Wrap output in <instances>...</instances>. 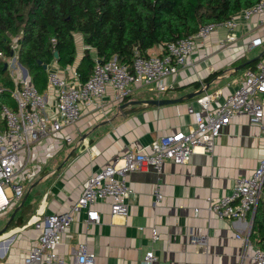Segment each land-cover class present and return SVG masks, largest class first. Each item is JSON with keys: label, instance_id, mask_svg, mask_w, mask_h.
I'll list each match as a JSON object with an SVG mask.
<instances>
[{"label": "crops", "instance_id": "0c3cea01", "mask_svg": "<svg viewBox=\"0 0 264 264\" xmlns=\"http://www.w3.org/2000/svg\"><path fill=\"white\" fill-rule=\"evenodd\" d=\"M247 32L248 26L243 20L235 31L236 39L221 47L218 40L224 37L225 30L213 31L207 40L196 44L188 58L189 64L167 77L166 82L171 86L165 90L166 94H144L143 91L155 89L136 87L124 100L108 103L104 115H96L91 108L85 109L78 122L35 145L31 171L24 180L28 195L14 216L22 209L28 220L40 204L45 214L66 210L79 196L82 181L91 172L127 150L140 149L159 135L186 129L193 120L187 106L198 109L194 98L201 93L176 103L145 105L137 109H129L133 105H128V112L118 111L117 104L134 99L189 95L205 83L208 92L221 89L222 99L239 84L242 72L249 68L242 67L237 70H242L239 74L233 75L236 61L240 64L242 59L252 60L264 50V45L252 49L244 47ZM78 45H82L81 41L76 42L77 52ZM156 48V53H160V47L152 48L151 52ZM253 49L256 53L247 56V51ZM80 57L81 53L73 65L65 68L56 63L49 66L68 76L75 71ZM217 70L222 72L207 79ZM26 78L29 79L28 73ZM43 93L51 99L49 90ZM110 94L108 90L106 99ZM139 95L142 96L135 98ZM64 134L73 139L67 142ZM263 156L264 118L261 124H256L245 115H237L216 138L212 151L197 149L184 164L165 161L159 173L150 168L129 173L127 180L133 192L127 199L128 215H111L109 202L98 201L94 207L99 211L100 221L87 222L82 209L65 231L56 251L70 260L71 249L84 243L94 253L96 264H141L149 249L157 257L153 264H253L245 255L251 247L260 248L259 233L255 226L252 227L253 218H219L207 211L206 199L229 194L236 177L249 174ZM156 185L163 195L158 202L153 193ZM34 187L39 190L35 189L29 197ZM19 203L6 211L8 216ZM25 223L0 234V257L7 253L0 264H18L26 248L36 240L39 230L32 225L24 226ZM152 228L158 232V238L154 240ZM192 233L206 235L207 242H190ZM246 238L249 246L245 243Z\"/></svg>", "mask_w": 264, "mask_h": 264}, {"label": "built area", "instance_id": "2783aa9c", "mask_svg": "<svg viewBox=\"0 0 264 264\" xmlns=\"http://www.w3.org/2000/svg\"><path fill=\"white\" fill-rule=\"evenodd\" d=\"M243 20L248 26L244 47L263 46L264 0H259L221 22L200 25L195 33L165 43L160 53L143 56L136 52L130 65L120 63L116 57L104 62L96 60L84 81L79 79L76 71L66 76L48 66L46 90L51 92V99L30 79L21 83L14 81L17 86L11 91L14 105L0 104V214L12 209L22 198L35 145L78 122L85 109L91 108L96 115H104L108 103L124 100L136 87L167 90L171 86L166 82L167 77L189 64L188 58L196 44L207 40L213 31L223 28L224 37L218 41L221 47L226 46L228 41L236 39L235 31ZM108 90L111 94L106 99ZM221 94V89H215L195 96L198 109L187 106L193 120L186 129L159 135L140 149L127 150L91 172L82 181L79 196L66 210L45 214L41 204L35 208L24 226L32 225L39 234L26 248L18 264H96L94 253L84 243L71 249L70 260L56 251L65 231L82 209L87 222L98 223L99 211L94 205L107 200L111 215L125 217L129 213L127 199L133 192L127 180L129 173L146 168L159 173L165 161L184 164L197 149L212 151L216 138L237 115H245L252 123L261 124L264 118V55L254 68H246L242 72L239 84L231 92L222 99ZM63 136L67 142L73 139L68 134ZM153 193L155 202L162 199L158 185ZM260 201L264 207V156L249 174L236 177L229 194L207 197L206 209L219 218L249 216L252 220ZM236 236L241 238L239 234ZM151 238H158L156 228L151 229ZM207 239L204 234L189 235L192 243H206ZM245 243L249 246L248 238ZM245 255L253 264H264V250L259 247H251ZM156 259L149 249L144 253L141 264H153Z\"/></svg>", "mask_w": 264, "mask_h": 264}, {"label": "trees", "instance_id": "16d2710c", "mask_svg": "<svg viewBox=\"0 0 264 264\" xmlns=\"http://www.w3.org/2000/svg\"><path fill=\"white\" fill-rule=\"evenodd\" d=\"M258 1L0 0V104H8L4 97H11L17 87L3 58L12 55L13 43L18 62L26 68L31 83L43 92L47 80L43 64L48 67L56 63L60 68L73 65L77 58L76 34L80 35L84 50L75 71L84 81L96 60L104 62L116 57L120 63L130 65L136 52L148 56L152 48L189 36L200 25L221 22ZM258 59L250 60L244 68H254ZM221 72L217 70L207 79ZM22 211L12 218L8 229L27 221ZM263 222L264 207L260 201L252 227L259 233L258 242L264 250Z\"/></svg>", "mask_w": 264, "mask_h": 264}, {"label": "water", "instance_id": "95a60500", "mask_svg": "<svg viewBox=\"0 0 264 264\" xmlns=\"http://www.w3.org/2000/svg\"><path fill=\"white\" fill-rule=\"evenodd\" d=\"M11 54H13V52H11ZM56 55H57V52L55 51L54 52V56H56ZM263 55H264V50L262 52H260L257 56H255L253 59H256V58L258 59V58H260ZM250 60H247V61H244V62L238 64L234 68V70L241 69L246 64H248ZM18 64L21 67V69H22V71L24 73V76H26V74H27L26 68L24 66H22L19 62H18ZM4 67H6V63L4 64ZM43 67L47 68V64H43ZM207 87H208V85H207V83H205L197 91H195L193 93H190L189 95L187 94V95H183V96L176 97V98H147V99H134V100H130V101L129 100L128 101H124V102H121L120 104H117V110L121 111V112L122 111L123 112H128L129 109H137V108H140V107H144L145 105H153V106H155V105H162V104H167V103L180 102V101L185 100V99H187V98H189L191 96H194L196 94L204 92L205 90H207ZM128 105H133V106L129 107V109H128V108H126V107H128ZM58 168H59V166H58ZM27 195H28V190L25 191L23 197L20 200L19 205L12 211V213L9 216V218L5 222L4 226L0 229V234H3V233H5V232H7L9 230L8 226H9L10 221L14 217V215H15L16 211L19 209V207L24 203Z\"/></svg>", "mask_w": 264, "mask_h": 264}, {"label": "rangeland", "instance_id": "374dc122", "mask_svg": "<svg viewBox=\"0 0 264 264\" xmlns=\"http://www.w3.org/2000/svg\"><path fill=\"white\" fill-rule=\"evenodd\" d=\"M75 39H76V42H80V40H81V38H80V35L79 34H76L75 35ZM79 44V43H78ZM83 45H78V52H77V56L80 54V53H82L83 52V50H84V47H82ZM83 48V49H82ZM12 52H13V54L12 55H10L9 57H7V56H3V58H4V60H5V63H6V67H7V71H8V73H9V75H10V77L14 80V81H20V83L22 82V80H24V79H27L26 78V76H24V73H23V71H22V69H21V67L19 66V64H18V59H17V51H16V44H12ZM157 48L153 51V52H151V53H156L157 52ZM90 51H91V49H90ZM256 49H253V50H248L247 51V56H252V55H254L255 53H256ZM242 70H239V71H236V72H234V74L233 75H237V74H239L240 72H241ZM143 93L144 94H166L167 93V91H162V92H158V91H150V92H144L143 91ZM142 95H139V96H135V98H140ZM5 98H6V102L9 104V103H13L12 105H14V99L12 98V96L10 97V95L9 96H5L4 97V100H5ZM25 183V182H24ZM41 185H42V182L40 183ZM27 185V182L25 183V185L24 186H26ZM35 189H38V188H36V187H34V188H32V191H31V193H30V195H29V197H32L33 196V194H34V192H35ZM39 190V189H38ZM38 192H40V191H38ZM8 213L9 212H6V213H2V214H0V229L4 226V224H5V222L7 221L6 219H8L7 218V216H8ZM9 217V216H8ZM9 230H11V229H9ZM8 230V231H9ZM7 252H8V249H7ZM5 253V252H4ZM7 255V253L4 255V256H2V257H0V262H2V260H3V258L5 257Z\"/></svg>", "mask_w": 264, "mask_h": 264}]
</instances>
